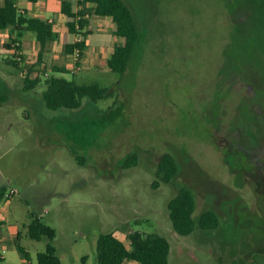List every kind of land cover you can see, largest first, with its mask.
I'll return each instance as SVG.
<instances>
[{
    "label": "rangeland",
    "instance_id": "1",
    "mask_svg": "<svg viewBox=\"0 0 264 264\" xmlns=\"http://www.w3.org/2000/svg\"><path fill=\"white\" fill-rule=\"evenodd\" d=\"M123 1L139 28L123 73L106 65L120 37L104 16L90 15L94 31L79 65L57 41L45 52L47 73L53 64L67 67L58 74L109 90L97 101L84 97L79 108L44 105L33 31L21 37L29 50L19 67L7 63L15 49L0 44V184L8 195L0 203V264H38L47 238L28 235L34 216L54 230L61 264H97L100 233L127 244L132 230L164 235L170 264H264V188L229 149L240 142L247 158L264 153L263 135L239 128L264 131V0ZM27 73L41 77L34 89L22 86ZM166 151L178 171L155 184ZM133 152L137 163L122 167ZM181 186L194 192L195 218L217 212L216 228L174 230L167 203ZM17 231L26 258L14 244Z\"/></svg>",
    "mask_w": 264,
    "mask_h": 264
},
{
    "label": "trees",
    "instance_id": "2",
    "mask_svg": "<svg viewBox=\"0 0 264 264\" xmlns=\"http://www.w3.org/2000/svg\"><path fill=\"white\" fill-rule=\"evenodd\" d=\"M16 0H4L0 4V30L9 29L8 40L3 43L4 48L15 49L7 63L14 67H19L22 61L21 37L24 31H33L39 43L37 57L32 67L44 65L45 69V89L41 93V98L46 107L52 110L60 108L75 109L82 105V99L88 97L91 101L105 98L109 95V90L97 82L78 83L73 79H68L59 72L66 69L61 66L51 65L54 74L47 73V64L44 61V53L52 40L56 38L53 29V22L47 18L33 16L19 11ZM80 6L76 11L71 7L68 0L61 1V10L67 16V29L73 35H80L81 40L70 41L63 44V51L66 54H74L78 49L75 65L84 55L86 49V38L92 33L88 28L90 15L107 16L113 22V35L120 37V42L115 44L109 56L106 58V65L112 72L123 73L128 63V57L138 38L139 28L134 17V13L129 5L123 0H77ZM32 69V68H30ZM29 69V71H30ZM39 74L25 75L22 86L25 90H31L40 82ZM137 163V154H128L122 161V167H130ZM178 171V162L175 156L166 151L161 154L155 168V180L153 183H169ZM8 196L6 186L0 184V201ZM168 215L174 230L187 235L194 231L196 227L201 229H214L220 223L217 212L211 208L202 211L197 218L194 217L196 199L194 192L187 186L179 187L176 194L167 203ZM54 230L39 220V216H34L28 224V235L33 239L47 238L45 250L37 254L38 264H61L56 253V248L52 243ZM20 232L17 231L14 244L20 254L26 258L28 251L20 243ZM127 241L113 232L100 233L97 246V264H124L125 261L132 260L139 264H170L168 239L157 232H142L132 230L127 233Z\"/></svg>",
    "mask_w": 264,
    "mask_h": 264
},
{
    "label": "crops",
    "instance_id": "3",
    "mask_svg": "<svg viewBox=\"0 0 264 264\" xmlns=\"http://www.w3.org/2000/svg\"><path fill=\"white\" fill-rule=\"evenodd\" d=\"M57 1L60 3L59 7H58V4H57ZM61 1L62 0H25V2H20V3H16V4H17L18 9L20 11L25 12L26 14L33 15V16H40V17H44V18H47V19H51L52 22H53V29L56 32V38L54 40H52L51 42L53 43V42L57 41L62 47L64 43L73 41L75 37L67 29V24L66 23H67V19L68 18L61 10ZM68 1L71 3V7L73 8V10L76 11V9H77V0H68ZM57 8H59V11H57L58 10ZM48 10H54V11H56V13L61 14V17L64 18L63 21L61 19L58 20V21L56 20V17L58 18L59 14L58 15L56 14L55 17L46 16L45 12L48 11ZM96 16H99V15H96ZM61 17H59V18H61ZM104 18H110V17L104 16ZM97 23L100 24L99 22H97ZM92 27L93 26L91 24V20H89L88 28L90 30H92V32H93L94 30L92 29ZM113 28H114V25L111 27V29H107V30H111L112 31ZM99 29H97V30H99ZM9 33H10L9 29L0 30V44L1 43L3 44L7 40L8 36H9ZM91 34H89V35H91ZM36 43H37V47H38L39 46L38 42H36ZM21 46H22V50L21 51L23 53H26V51L29 50L28 46H25L24 43L22 42V40H21ZM37 49L38 48H36V50ZM85 51L86 50H84V54H85ZM110 52H111V50H110ZM44 57H45L44 61L47 64L48 60H45V59H49L50 55L45 53ZM71 57H72V54H69V58L70 59H71ZM69 65L70 64H68V67H70ZM65 69L69 70L67 67ZM9 72H13V70H11ZM0 203H1V201H0Z\"/></svg>",
    "mask_w": 264,
    "mask_h": 264
},
{
    "label": "flooded vegetation",
    "instance_id": "4",
    "mask_svg": "<svg viewBox=\"0 0 264 264\" xmlns=\"http://www.w3.org/2000/svg\"><path fill=\"white\" fill-rule=\"evenodd\" d=\"M244 89L248 92L251 91L252 85L251 83L244 81ZM239 128L246 129L249 134H252L251 137L254 139H259V135H263L262 139L264 137V131H260L259 133H253L252 130L249 128L247 124H239ZM241 134V132H240ZM240 138V136H239ZM227 148V147H226ZM228 149V148H227ZM230 151L238 155L239 159L249 166L248 170H252L255 174V182L257 183V187H263L264 188V153H257L256 155H252L251 158H247L248 156V150H245V148L242 146V143L239 142V146L235 148L234 150L229 147ZM257 149V148H256ZM255 150V149H254ZM253 154V153H252Z\"/></svg>",
    "mask_w": 264,
    "mask_h": 264
},
{
    "label": "built area",
    "instance_id": "5",
    "mask_svg": "<svg viewBox=\"0 0 264 264\" xmlns=\"http://www.w3.org/2000/svg\"><path fill=\"white\" fill-rule=\"evenodd\" d=\"M79 7H80V6L77 4V9H79ZM77 9H76V10H77ZM49 20L51 21V19H49ZM74 37H75V38H74V41H79V40H81V36H80V35H74ZM77 52H78V49H75V50H74V54H77ZM75 59H76V57H75ZM11 192L13 193L14 190L12 189Z\"/></svg>",
    "mask_w": 264,
    "mask_h": 264
}]
</instances>
